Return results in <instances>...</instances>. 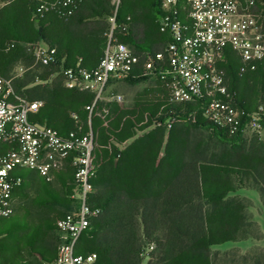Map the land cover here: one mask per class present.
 <instances>
[{"label":"trees","instance_id":"1","mask_svg":"<svg viewBox=\"0 0 264 264\" xmlns=\"http://www.w3.org/2000/svg\"><path fill=\"white\" fill-rule=\"evenodd\" d=\"M5 1L6 5L0 6V75L13 78L20 96L42 102L30 115L31 122L50 127L63 138L91 131L97 144L89 204L100 208L101 214L81 233L76 254L96 253V264H143L140 254L147 244L154 247L147 264H216L212 247L248 238L247 207L228 196L238 185L251 186L264 196V145L255 142L247 147L237 139L239 134L229 137L212 125L203 117V101L183 103L192 117L188 125L164 124L161 119L174 107L169 73L156 77V97L146 96L133 109L117 98L101 100L95 92L66 87L63 70L78 66V59H70L75 50L70 44L72 28L85 26L94 18L105 22L113 17L112 0ZM155 5L160 8L158 12L153 10ZM181 7L182 3L179 18L189 24ZM257 10L264 15V0ZM163 16L159 0H120L113 38L129 47L158 48L132 50L139 63L124 81L147 76L145 66L150 58L165 53L172 37L162 31ZM99 27L89 32L84 42L90 55L102 49L101 60L111 25L105 22ZM41 41L57 50V63L34 65L28 45ZM78 53L84 55L82 50ZM83 60L79 66L87 68ZM17 64L25 68L21 75L13 72ZM243 65L237 52L230 47L224 49L219 70L242 125L260 106L264 109V63L257 62L255 69L249 66L245 72L241 71ZM52 76L54 80L49 83ZM261 114L264 121V111ZM190 125L211 130L227 147L209 157L189 159ZM2 147L6 150L10 145ZM16 169L11 172V178L19 180L13 185L12 204L29 184H41L54 199L40 205L50 211L44 223L34 217L18 221L13 214L0 220L4 226L0 229V263L38 264L34 259L37 254L39 264H52L57 246L50 244L49 236L60 233L58 221L76 207L71 157L53 166L50 181L36 171L40 182H30L26 173L14 175ZM250 258L252 264H264L262 257Z\"/></svg>","mask_w":264,"mask_h":264},{"label":"built area","instance_id":"2","mask_svg":"<svg viewBox=\"0 0 264 264\" xmlns=\"http://www.w3.org/2000/svg\"><path fill=\"white\" fill-rule=\"evenodd\" d=\"M159 1L164 11L162 31H168L172 41L165 53L150 58L145 73L156 77L171 74L172 104L203 101V117L229 137L237 136L243 125L219 63L227 47L241 58L242 72L249 66L255 69L257 62L264 63V15L257 10L261 0ZM181 3L189 24L179 18ZM5 5L3 0L0 6ZM107 36L104 56L96 67L87 69L78 65L63 70L66 87L89 90L101 98L110 80H124L133 73L139 57L127 44L113 38V29ZM28 46L34 65L57 63L55 48L42 42ZM41 106V101L20 96L13 78L0 75V218L13 214L12 189L19 183L11 178L14 169L35 170L50 181L53 166L71 157L77 187L72 196L76 210L57 223L62 243L54 264H96V253L76 254L75 247L81 233L90 228L91 220L101 214L100 208L89 204V195L94 191L91 180L97 144L91 131L81 136L70 133L68 138H63L54 129L31 122L30 115ZM263 111L260 106L258 112L248 115L252 126L260 127ZM3 144L10 147L4 150Z\"/></svg>","mask_w":264,"mask_h":264},{"label":"rangeland","instance_id":"3","mask_svg":"<svg viewBox=\"0 0 264 264\" xmlns=\"http://www.w3.org/2000/svg\"><path fill=\"white\" fill-rule=\"evenodd\" d=\"M21 66L20 64L14 66L13 72L15 75L21 73L23 68ZM23 69L25 70V68ZM155 79L156 76L150 74L142 77H132L126 82L110 84L100 99L107 100L121 97V100L130 105L135 91L151 85ZM173 106L172 112L163 117L161 121L168 127L175 124L188 125L192 120L191 115L187 114L188 105L174 104ZM261 120L259 128L252 126L250 121H246L237 139L241 140L247 147L255 142L264 145V121L261 122ZM189 127V159L196 160L204 156L209 157L220 153L222 149L227 147L221 144L211 130L201 127L195 128L191 125ZM228 197L243 203L247 207L248 223L246 233L248 236L246 237L248 238L212 247V252L217 254L216 264H252L250 257H262L264 259V196L260 194L258 189L251 186L238 185L237 190L230 193ZM30 204H28L29 207ZM32 209L34 218L41 221L47 219L50 213L49 210ZM75 210L76 207L67 212H74ZM49 239L50 244L57 246V248L62 243L61 233H53L49 236ZM150 249V245L146 244L144 251L140 254L143 264H147L149 260L147 256L152 251Z\"/></svg>","mask_w":264,"mask_h":264},{"label":"crops","instance_id":"4","mask_svg":"<svg viewBox=\"0 0 264 264\" xmlns=\"http://www.w3.org/2000/svg\"><path fill=\"white\" fill-rule=\"evenodd\" d=\"M119 4H120V0H112L111 1V5L115 9V14L113 17L109 18L108 20H105L106 23H109L111 25V28H110L111 30L114 29L116 26V11L119 7ZM153 10L158 12L160 10V8L157 5H155L153 7ZM150 14H151V12H150ZM105 22H104V19L94 18V19L89 20V22L85 26H77L76 25L72 28V32H71L72 33V41L70 42V44L73 45V47L75 48L74 53H72L71 57H70V59L72 61L73 60L76 61L78 59L77 64L80 65V63L82 62V57H83V59H84L83 63L85 66H87L88 69H92L98 65L100 58H101V55H102V49L101 48H100V50L96 49L92 55L88 54L87 46L84 42L85 41L84 39H85V36H87V34L89 32H92L95 29H100L99 26ZM41 42L45 43L43 41H41ZM130 48L134 52H138L137 51L138 49L141 52L151 51V50L157 51L158 50V48H156V47L152 48V47L146 46V45H142V46H138V47H136V45H131ZM80 50H82V52L84 54L83 56L78 53ZM62 55L64 56V59L67 58L66 54L64 55V53H62ZM21 74H23V73H20V75ZM53 80H54V76H52L50 78L49 83H52ZM120 82H126V81H124V80H112L110 84L120 83ZM109 85L107 86V88L109 87ZM156 89H157V85H156V79H155V81L151 85H147V86L143 87L142 89L135 91L131 104L128 105L124 102L125 106L127 108L133 109L135 107V105L138 102H140V100L146 98V96H147V98H149L150 96L155 98L156 96L154 93H155ZM110 100L111 99L109 98L106 101H110ZM23 173H26L29 176L30 182H32V181H39L40 182V179H39L40 176L34 170L16 169L14 171V175H16V174L21 175ZM54 186L56 189H58V190L60 189L59 185L55 184ZM33 194H34V196H33ZM52 198L54 199V197H51L45 193V191L41 187V184H39V183L35 184V185L29 184V188L26 190V192L24 194L19 193L16 195V197L13 201V209H14L13 216L18 221H25V219L28 217H30V218L34 217L32 208H37V209L43 210V209H41L40 205H43L47 201L48 202L52 201L53 200ZM29 203H31L30 207L28 206ZM46 207H49L50 209H55L51 205H47ZM30 218H29V220H30ZM2 219L4 220L5 218H0V220H2ZM45 220L43 221V223L45 222ZM3 228H4V226L0 225V229H3ZM58 248H59V246H58ZM58 248H57V254H58ZM34 259H35L36 263H38V264L41 263V258L37 254H34ZM54 262L52 264H54Z\"/></svg>","mask_w":264,"mask_h":264}]
</instances>
